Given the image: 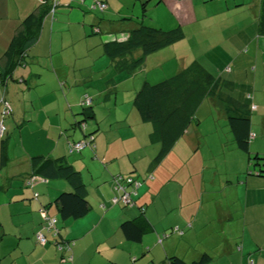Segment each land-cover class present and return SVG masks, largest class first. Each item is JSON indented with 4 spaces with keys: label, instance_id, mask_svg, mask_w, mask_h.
Wrapping results in <instances>:
<instances>
[{
    "label": "crops",
    "instance_id": "obj_1",
    "mask_svg": "<svg viewBox=\"0 0 264 264\" xmlns=\"http://www.w3.org/2000/svg\"><path fill=\"white\" fill-rule=\"evenodd\" d=\"M95 1L59 0L53 12L50 0H0V121L6 128L0 135V264H171L172 256L192 262L205 253L211 259L203 264H264L260 167L252 165L235 142L199 136L193 121L167 155L155 161L160 148L151 145L160 144L147 141L146 132L153 128L140 126L134 104L149 75L138 77L149 66L150 55L173 49L177 55L169 57L177 59L178 46L175 42L151 53L139 64L135 60L143 56L141 49L112 58L104 44L129 37L140 23L123 26L125 22L115 21L122 10L109 0L106 14L99 15L93 12L102 11L94 7ZM172 1L181 6L182 0ZM256 1L260 20L263 0ZM31 14L32 20L25 22ZM251 29L249 50L232 58L235 68L230 64L234 82L264 62L259 23ZM14 38L21 52L9 57ZM180 54L177 73L189 65ZM87 98L90 106L84 104ZM206 99L220 109V119H228L217 98H205L199 107ZM244 101L250 106L251 154L264 157V102H256L252 94ZM130 102L131 107L125 106ZM6 104L13 111L3 116ZM104 107L116 114L112 126L117 127L112 136L100 131L92 141L90 134L100 127L89 120L97 119ZM85 110L87 115L81 114ZM120 111L124 116L119 118ZM132 123L144 135L138 131L137 143L118 144V132ZM84 139L91 145L70 151L73 142ZM36 156L81 171L92 206L87 215L61 218L55 199L72 186L64 179L47 181L38 175ZM120 174L140 181L132 205L115 199ZM168 177L176 179L179 195L164 189ZM47 215L57 218V234L48 229ZM131 219L145 229L140 241L127 239L121 228ZM39 233L46 235L45 243L39 242Z\"/></svg>",
    "mask_w": 264,
    "mask_h": 264
},
{
    "label": "trees",
    "instance_id": "obj_2",
    "mask_svg": "<svg viewBox=\"0 0 264 264\" xmlns=\"http://www.w3.org/2000/svg\"><path fill=\"white\" fill-rule=\"evenodd\" d=\"M99 1L105 2L107 8L109 7L106 0ZM50 2L52 3L53 0H50ZM46 3L48 2L43 1V4ZM32 18L33 15L31 14L25 22H30ZM259 35L264 36V0L262 1V12L259 20ZM184 36L185 32L181 24L172 29H163L147 25L142 21L130 32V36L126 41H109L104 44V48L106 53L112 58L141 49L143 56L135 60L139 64L143 62L145 56L181 40ZM17 40L14 38L10 44L7 51L9 57H15L17 51H20ZM14 62L17 63L16 60ZM234 85L235 82L230 79H222L215 76L198 60L193 61L187 68L168 79L155 84L146 82L137 93L134 104L141 119L144 122H150L153 126L150 133V141L160 144V151L155 161H161L192 121L197 119L196 112L202 101L205 98L214 97L226 107L228 124L237 147L247 153L250 163L255 167H260V173L264 175V157L259 154H255L254 157L251 155L250 141L252 131L250 112H248L250 106L244 100L238 99L224 91V89L232 90ZM89 111L93 114L92 108ZM81 114L87 115L86 110L81 112ZM96 132L97 130L89 136L92 141ZM79 141L82 140L73 142L70 149L71 152H81L86 146L91 145V142L87 139L88 144L84 148L81 150L74 149L75 143ZM33 163L38 167V175L47 181L64 179L72 186L70 191H62L55 199L62 219H79L91 211L92 206L87 198V186L81 171L76 169L74 165L56 159L45 158L44 156L34 157ZM127 186L133 185L128 184ZM139 186H133L131 190L127 187L131 193V202L129 204L123 202L124 204L132 205L134 203L132 194L137 192ZM116 190L118 192L116 198L119 201L121 200L122 192L117 188ZM57 221L56 218L55 225L50 229L54 234L60 232L57 227ZM121 228L126 238L133 241H140L145 234V229L140 226L136 219L125 220L121 224ZM210 259L211 256L205 253L196 261L186 262L180 257L172 256L170 257V262L171 264H203Z\"/></svg>",
    "mask_w": 264,
    "mask_h": 264
},
{
    "label": "rangeland",
    "instance_id": "obj_3",
    "mask_svg": "<svg viewBox=\"0 0 264 264\" xmlns=\"http://www.w3.org/2000/svg\"><path fill=\"white\" fill-rule=\"evenodd\" d=\"M109 1L114 5H118L117 8L122 10L121 15L123 16H119L118 14L114 20L119 23L125 22L123 26L131 21L137 23L143 21L147 25L163 29H172L179 24L182 25L185 36L176 42L175 46H178L179 49L177 59L169 57V55H177L175 50L164 49L150 55L149 66L146 67L145 71H140V77L138 78L141 80L145 75H149L148 81L151 84L168 79L177 73V65L183 59L180 53L185 57L183 62L186 60L187 64L190 65L196 59L215 76L222 79H232L230 64L233 63L234 68L236 66L232 62V58L236 54H242L249 50L247 48L249 46L248 40L253 35L251 27L253 23H256V28H258L259 23L256 0H182L181 6L173 5L174 2L172 0V2L168 0ZM93 12H98L99 15L106 14V10H93ZM197 16L200 19L196 20ZM102 19L108 20V17L104 15ZM99 27L101 28V26ZM97 37L99 38V34H97ZM136 54L134 53V55ZM249 71V77L246 74L240 75L235 80L234 88L232 90L224 89V91L241 100H244L248 94H252L256 102L258 100L264 102V62L260 61L257 68L255 65L251 66V70ZM256 75L257 87L255 88ZM256 95L258 99H256ZM124 104L122 107H124ZM129 105L131 107L132 103L125 104V106ZM261 110L264 111L262 107ZM218 112H221L220 109L212 103L211 99H206L205 103L199 107L196 112L197 119L193 120L194 126L198 128L199 136L210 142H235L233 134L230 131L228 119H220L217 114ZM136 114L140 126H150L153 128L151 123L142 122L138 112ZM115 116L116 114H110L106 107L101 109V112H98L96 116L97 119L89 120L91 122L98 121V124L96 122L94 124L96 127L99 126L100 129L95 134L102 131L100 134L112 136L117 127L116 123L112 126ZM122 116L124 114L120 111L119 118ZM200 121L201 123L197 125ZM130 125L133 126L122 127L118 132V144L132 143L134 139H136L137 143L139 141L138 136H134V133L138 134V131L144 135L145 132H143L142 128H139L134 123ZM146 139L150 141L149 132H146ZM152 146L160 148V145ZM251 155L252 157L255 156V154ZM74 156L80 157L78 153L74 154ZM173 168L175 169L174 165ZM85 175L88 176V173L85 172ZM163 185L169 194L174 193L179 195L180 189L177 187L176 179L172 181L171 177H168ZM222 189H225L224 185Z\"/></svg>",
    "mask_w": 264,
    "mask_h": 264
},
{
    "label": "built area",
    "instance_id": "obj_4",
    "mask_svg": "<svg viewBox=\"0 0 264 264\" xmlns=\"http://www.w3.org/2000/svg\"><path fill=\"white\" fill-rule=\"evenodd\" d=\"M59 3H60L59 0H53V2L51 3L52 4L51 11L55 12V10L58 7ZM94 7H97L100 10L104 11L107 8V4L105 2H103V1L96 0L95 3H94ZM249 97H251V95H249ZM84 104L89 106L91 104V99L87 98L84 101ZM11 112H12L11 106L6 104V108L4 109L3 116L10 115ZM5 130H6V128H5V125L3 124V121H0V135H3ZM87 144H88L87 141L82 140V141H79V142L75 143L73 148L77 149V150H81ZM31 183H32V180H29V184H31ZM115 183H116V188L122 192V196L120 197L121 200H123V202L129 204L131 202V193L128 191V189H127L128 186L127 185L130 184V185H133V186L137 187V186L140 185L139 181L135 180L132 177H125L123 175H118L115 178ZM116 200H118V199L116 198ZM46 220L48 222V224H47L48 229L49 230L52 229L53 226L55 225L56 218H53V217H50L49 215H47L46 216ZM38 240L41 243H45L47 241V237H46L45 234L39 233Z\"/></svg>",
    "mask_w": 264,
    "mask_h": 264
},
{
    "label": "clouds",
    "instance_id": "obj_5",
    "mask_svg": "<svg viewBox=\"0 0 264 264\" xmlns=\"http://www.w3.org/2000/svg\"><path fill=\"white\" fill-rule=\"evenodd\" d=\"M111 39V38H110ZM128 39V37H126V36H122L121 38H120V42H124V41H126Z\"/></svg>",
    "mask_w": 264,
    "mask_h": 264
}]
</instances>
